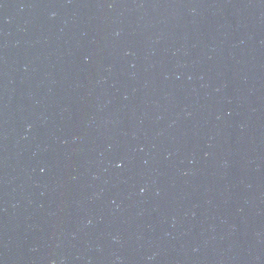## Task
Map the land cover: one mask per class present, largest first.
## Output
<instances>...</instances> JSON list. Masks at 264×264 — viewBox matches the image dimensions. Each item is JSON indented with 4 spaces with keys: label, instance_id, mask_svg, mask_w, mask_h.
<instances>
[{
    "label": "water",
    "instance_id": "water-1",
    "mask_svg": "<svg viewBox=\"0 0 264 264\" xmlns=\"http://www.w3.org/2000/svg\"><path fill=\"white\" fill-rule=\"evenodd\" d=\"M0 264H264V0H0Z\"/></svg>",
    "mask_w": 264,
    "mask_h": 264
}]
</instances>
